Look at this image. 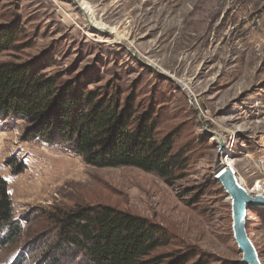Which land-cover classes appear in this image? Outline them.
Instances as JSON below:
<instances>
[{"label": "rangeland", "instance_id": "374dc122", "mask_svg": "<svg viewBox=\"0 0 264 264\" xmlns=\"http://www.w3.org/2000/svg\"><path fill=\"white\" fill-rule=\"evenodd\" d=\"M13 23L23 35L0 62L37 64L64 81L83 76L89 90L134 92L156 108L159 134L176 130L177 145L191 149L188 170L167 184L134 167L86 165L24 140L21 120H0V177L23 242H51L48 213L103 204L163 227L171 239L159 252L241 264L232 201L216 173L228 159L243 189L259 182L264 194V0H0V25ZM248 222L264 264V207L249 209ZM16 250H4L0 264Z\"/></svg>", "mask_w": 264, "mask_h": 264}, {"label": "trees", "instance_id": "16d2710c", "mask_svg": "<svg viewBox=\"0 0 264 264\" xmlns=\"http://www.w3.org/2000/svg\"><path fill=\"white\" fill-rule=\"evenodd\" d=\"M22 35L15 23L0 25V55L15 50ZM42 71L29 62H0V120L25 123L24 140L61 147L89 166L134 167L167 184L188 170L191 149L177 145L176 130L159 134L151 103L111 86L89 90L83 76L64 81ZM23 169L15 166L16 173ZM47 216L51 242L25 244L24 222L15 219L8 182L0 177V254L18 249L8 264H209L190 250L159 252L171 239L163 227L112 206L79 205Z\"/></svg>", "mask_w": 264, "mask_h": 264}, {"label": "water", "instance_id": "95a60500", "mask_svg": "<svg viewBox=\"0 0 264 264\" xmlns=\"http://www.w3.org/2000/svg\"><path fill=\"white\" fill-rule=\"evenodd\" d=\"M222 167L223 165H220L219 170ZM218 180L232 201L233 238L242 253L241 264H248L250 261L254 262L256 254L247 238L245 231L246 223L244 222L249 209L253 207H264V196H254L251 192L238 186L235 182V175L228 170L224 171Z\"/></svg>", "mask_w": 264, "mask_h": 264}, {"label": "bare ground", "instance_id": "6f19581e", "mask_svg": "<svg viewBox=\"0 0 264 264\" xmlns=\"http://www.w3.org/2000/svg\"><path fill=\"white\" fill-rule=\"evenodd\" d=\"M225 161H226V159H225ZM225 161H223L222 164H221V165H223V167L216 173V179H219L220 176H221V174L224 171H226V170L230 171L234 175L233 164L228 159H227L226 162ZM235 182H236V184L238 186L242 187L239 179H236L235 178ZM261 191H263V190H262V187L260 186V183L258 182V183L255 184V186L252 189V192L251 193L254 194V196H264V194H261ZM260 260H259L258 256L256 255V258H255L254 262L253 261H250L248 264H261V261Z\"/></svg>", "mask_w": 264, "mask_h": 264}]
</instances>
